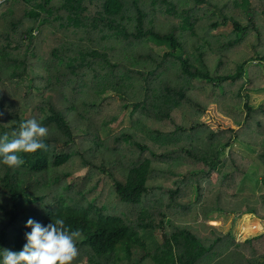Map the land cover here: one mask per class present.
<instances>
[{"label": "trees", "instance_id": "obj_1", "mask_svg": "<svg viewBox=\"0 0 264 264\" xmlns=\"http://www.w3.org/2000/svg\"><path fill=\"white\" fill-rule=\"evenodd\" d=\"M262 89L264 0H4L0 133L28 118L48 132L0 163V247L61 217L79 232L71 264H264V231L236 241L207 220H264ZM233 141L257 148L256 193Z\"/></svg>", "mask_w": 264, "mask_h": 264}, {"label": "clouds", "instance_id": "obj_2", "mask_svg": "<svg viewBox=\"0 0 264 264\" xmlns=\"http://www.w3.org/2000/svg\"><path fill=\"white\" fill-rule=\"evenodd\" d=\"M3 115V113H0ZM47 126L36 118L22 120L18 133L11 139L0 133V163L20 166L23 158L18 153L34 152L45 147L43 137ZM25 227V243L19 250L0 247V264H71L78 254L76 237L78 229H69L61 217L41 224L29 217Z\"/></svg>", "mask_w": 264, "mask_h": 264}, {"label": "rangeland", "instance_id": "obj_3", "mask_svg": "<svg viewBox=\"0 0 264 264\" xmlns=\"http://www.w3.org/2000/svg\"><path fill=\"white\" fill-rule=\"evenodd\" d=\"M230 26L219 27L217 28V32H228ZM249 100L253 106H257L258 104L264 101V90H256L251 91L249 95ZM118 107L117 102L115 104H109L106 109H104L103 113L105 117H110V115L117 113ZM129 124V118L127 111L122 112L121 116L118 118L116 123L111 128H103L101 130V135L106 137L110 133H115L119 128L123 126H127ZM109 137V136H108ZM231 149L233 154L237 156V159L241 161V165L243 168L249 173L247 177L243 178V187L241 188L243 192L246 193H256V191L260 188V186H256V183L252 180V178H256L260 176L263 164L256 156L257 148L256 146L247 145L242 142L233 141L231 143ZM94 161H98L95 159ZM99 162V161H98ZM76 174H81L84 169L74 168ZM72 171V172H74ZM74 172V173H75ZM100 176L103 174L99 173ZM104 183V186H103ZM103 186L106 189L110 187V182L108 179L99 182V187L94 190L97 192L100 187ZM241 192V193H243ZM107 202V201H106ZM244 213L235 214V213H225L218 212L207 218L208 223L213 224L216 229L222 233L230 234L234 240L240 241L245 238L251 237L253 235L259 234L264 231V220L262 218L257 217L256 215L251 214L249 216H244ZM253 224H256V228H251ZM147 233V232H144ZM146 240L147 248L153 247V236L146 235L144 236Z\"/></svg>", "mask_w": 264, "mask_h": 264}, {"label": "built area", "instance_id": "obj_4", "mask_svg": "<svg viewBox=\"0 0 264 264\" xmlns=\"http://www.w3.org/2000/svg\"><path fill=\"white\" fill-rule=\"evenodd\" d=\"M4 0H0V3L3 2Z\"/></svg>", "mask_w": 264, "mask_h": 264}]
</instances>
